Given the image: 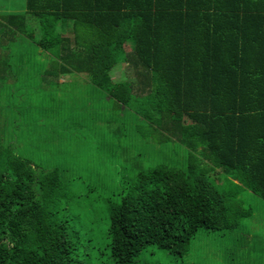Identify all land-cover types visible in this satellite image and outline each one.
I'll return each mask as SVG.
<instances>
[{
	"label": "trees",
	"instance_id": "trees-1",
	"mask_svg": "<svg viewBox=\"0 0 264 264\" xmlns=\"http://www.w3.org/2000/svg\"><path fill=\"white\" fill-rule=\"evenodd\" d=\"M0 82L41 96L63 84L58 103L98 110L79 138L64 128L59 149L86 138L107 189L74 197L66 169H40L0 138V264H191L200 232L224 264L253 263L254 238L237 232L253 217L245 194L264 202V0H25L0 9ZM66 108L48 121L72 125ZM126 147L141 154L122 161ZM85 206L96 238L74 228Z\"/></svg>",
	"mask_w": 264,
	"mask_h": 264
},
{
	"label": "rangeland",
	"instance_id": "rangeland-1",
	"mask_svg": "<svg viewBox=\"0 0 264 264\" xmlns=\"http://www.w3.org/2000/svg\"><path fill=\"white\" fill-rule=\"evenodd\" d=\"M24 7L25 0H0V9H7L9 12H19ZM123 72L124 67L116 68L112 73L113 79L116 81L121 79ZM74 79L77 81L78 79L81 80L78 77ZM69 80L67 77L61 78L60 82H68ZM38 83H43V81H38ZM42 86V90L49 94V96L44 94L41 96L39 94L41 89H38L36 86H31L27 90L21 89L13 93L7 89L1 92L2 89L0 87V138L2 139L3 147L10 144L11 152L23 155L25 159L40 169L46 171H62L66 169L67 174L60 179L64 187L69 190L70 195L82 199L90 196L92 199L101 200L107 194V189L106 186L95 187V177H97V174L96 171L91 169L92 166L96 165L90 163L94 159L85 147L89 146V143L85 142L86 138L78 139L72 146L60 149V146L70 142L58 139V135L63 133L64 128L75 131L76 137L79 135L78 131L83 130L86 134L89 129L88 127L91 125L89 120L92 119L94 125L97 123L98 110L93 111L88 107L89 104L85 98L81 99V104L78 103L79 105L74 100H65V103H58L64 100L63 98L66 94L71 93V88L66 85L59 84L57 87H52L50 84L44 83ZM52 92L57 94L58 100L51 101L50 97L52 96L50 94ZM32 93L34 94L28 97V94ZM60 98L63 100H60ZM66 104V109L71 110L70 118H74L72 125L64 126L61 123L52 125L47 118L49 113L57 110L58 115L65 116ZM13 143L16 145H13ZM57 147L58 149H56ZM3 152V154H9L7 149L3 150ZM122 152L128 153L127 156L121 157L122 159L124 158L122 161H126V158L129 156V162H133V154H141L140 151L129 153L128 147L123 149ZM1 158L3 161V156ZM111 169L112 166L109 169L103 170L107 171V179L111 177ZM79 179H82L79 182V187L78 185H71L72 181H79ZM99 183L104 185L106 178L102 176ZM244 200L246 208L253 211V217L252 219H247L249 228L237 233L249 234L254 238L251 242V249L253 250V263H251L254 264L261 260L260 255L263 254L261 251L264 249V202L254 194H245ZM88 208L85 206L83 209H80V222L75 220L77 226L74 228L78 231H91L93 232V238H96L97 231L102 230V228L92 225L91 221L85 219L83 213L87 214ZM202 234L203 232H200V236L194 242L193 250L190 256L186 258V261L191 264H197L198 262H203V264H224L218 245L213 243V240L209 239L205 234ZM102 243V241H99L98 244L93 243V245L99 246ZM259 248V255H257V249ZM161 258L165 263L168 261L162 255L157 258L153 256L152 260L159 261Z\"/></svg>",
	"mask_w": 264,
	"mask_h": 264
}]
</instances>
